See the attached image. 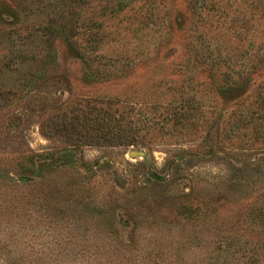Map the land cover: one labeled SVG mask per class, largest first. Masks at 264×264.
Returning <instances> with one entry per match:
<instances>
[{"label": "rangeland", "instance_id": "obj_1", "mask_svg": "<svg viewBox=\"0 0 264 264\" xmlns=\"http://www.w3.org/2000/svg\"><path fill=\"white\" fill-rule=\"evenodd\" d=\"M256 1L208 21L190 0H0V264H264V128L185 66L204 26L227 53L260 43ZM61 24L103 35L111 74L86 81ZM183 99L204 111L180 119ZM106 116L137 144L98 139Z\"/></svg>", "mask_w": 264, "mask_h": 264}, {"label": "trees", "instance_id": "obj_2", "mask_svg": "<svg viewBox=\"0 0 264 264\" xmlns=\"http://www.w3.org/2000/svg\"><path fill=\"white\" fill-rule=\"evenodd\" d=\"M216 2L217 0H190L192 9L196 13H200V16L205 13L208 21L211 15L207 13V9L208 7H213ZM249 7L252 12L256 10L260 13L259 18L264 20V0L252 2L249 4ZM224 14L225 12H222L221 17L225 16ZM157 19L158 17H156ZM180 20V15H177L174 23H178ZM172 26V22L167 20L166 27L170 31ZM204 27V30L198 33L196 38H190V41L186 44L185 66L191 67V69L201 67V74L211 83L213 92L228 105V109L232 107L231 110L234 111V116L237 114L235 113L236 111L240 112L236 117L235 123L251 128L253 132L252 137L256 139V136L259 137L263 133L262 128H264V31L261 35V42L258 44H255L252 39L249 43L242 44L244 32L240 31L239 44L234 45L235 50H233L231 45L230 47L228 46L227 53L222 48V44L219 41H215V38L213 39V36L209 34L210 28L208 26ZM82 33L78 30L67 31L66 24L53 28V35L57 39L62 40L73 55L85 63L84 78L86 81L93 82L95 81L96 74H111V71L96 63L97 58L93 57L91 53H94L97 49L96 47L103 41V35L98 37V35L90 34L91 36L88 38L89 35L84 34L85 42H87L84 43L81 41ZM196 33L197 30L192 37ZM49 55L50 53L46 56L48 57ZM98 57H102V55H98ZM135 64L133 62L131 66L133 67ZM127 70L126 68H122L124 72ZM251 94L255 96V100L250 103L256 104V107L248 103L250 101L249 98L252 97ZM195 97V94H193L189 96V99L194 100ZM237 106L240 109L234 108ZM203 108L202 103L193 105L188 100L183 99L180 102V108L177 110V113L180 119H187L193 116L194 111L202 113L204 111H202ZM119 118H113L117 127L121 123V117ZM111 122L112 119L109 116L104 117L103 123L99 128L101 134L98 139L112 146L137 144V141L131 135L113 134L111 130L113 124Z\"/></svg>", "mask_w": 264, "mask_h": 264}, {"label": "water", "instance_id": "obj_3", "mask_svg": "<svg viewBox=\"0 0 264 264\" xmlns=\"http://www.w3.org/2000/svg\"><path fill=\"white\" fill-rule=\"evenodd\" d=\"M130 156L132 157H145L147 155L146 151L145 150H136V149H133L129 152Z\"/></svg>", "mask_w": 264, "mask_h": 264}]
</instances>
